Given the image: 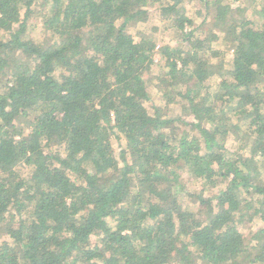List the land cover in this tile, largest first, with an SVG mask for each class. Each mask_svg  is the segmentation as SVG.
Here are the masks:
<instances>
[{
	"label": "trees",
	"instance_id": "obj_1",
	"mask_svg": "<svg viewBox=\"0 0 264 264\" xmlns=\"http://www.w3.org/2000/svg\"><path fill=\"white\" fill-rule=\"evenodd\" d=\"M0 264H264V0H0Z\"/></svg>",
	"mask_w": 264,
	"mask_h": 264
},
{
	"label": "rangeland",
	"instance_id": "obj_2",
	"mask_svg": "<svg viewBox=\"0 0 264 264\" xmlns=\"http://www.w3.org/2000/svg\"><path fill=\"white\" fill-rule=\"evenodd\" d=\"M246 5V4H245ZM245 5H243V6H245ZM237 10V9H236ZM236 10H234V12H233V14H232V16H231V20H233V21H239L240 23H241V21H243V20H246V15H245V13L244 12H242L243 10H240L241 11V13L240 12H238V11H236ZM240 15H241V17H240ZM29 40L31 41V42H35L36 40H40V37H39V35H38V32H36V35H35V33L29 38ZM150 74H148V76H149ZM217 202L214 200L213 202H211L209 205H207V207H205L204 209L206 210V211H208V212H216L217 211ZM218 205H221V204H218ZM246 222H247V225L244 227V228H246V227H251L252 228V224H248L249 222L251 223V220H250V218L249 219H247L246 220ZM253 224H256V222L254 221L253 222Z\"/></svg>",
	"mask_w": 264,
	"mask_h": 264
}]
</instances>
